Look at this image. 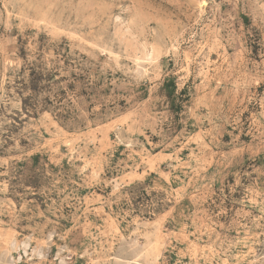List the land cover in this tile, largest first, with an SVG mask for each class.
<instances>
[{"label": "rangeland", "instance_id": "1", "mask_svg": "<svg viewBox=\"0 0 264 264\" xmlns=\"http://www.w3.org/2000/svg\"><path fill=\"white\" fill-rule=\"evenodd\" d=\"M0 264H264V0H0Z\"/></svg>", "mask_w": 264, "mask_h": 264}]
</instances>
